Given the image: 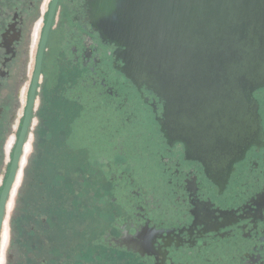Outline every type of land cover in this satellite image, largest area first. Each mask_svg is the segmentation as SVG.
Here are the masks:
<instances>
[{
	"label": "flooded vegetation",
	"instance_id": "1",
	"mask_svg": "<svg viewBox=\"0 0 264 264\" xmlns=\"http://www.w3.org/2000/svg\"><path fill=\"white\" fill-rule=\"evenodd\" d=\"M95 1L0 0V195L41 52L0 264H264V87L262 138L237 161L203 109L212 95H189L200 110L182 109L189 133L172 141Z\"/></svg>",
	"mask_w": 264,
	"mask_h": 264
},
{
	"label": "water",
	"instance_id": "2",
	"mask_svg": "<svg viewBox=\"0 0 264 264\" xmlns=\"http://www.w3.org/2000/svg\"><path fill=\"white\" fill-rule=\"evenodd\" d=\"M94 26L121 52L122 72L164 102L166 135L179 142L182 109L200 110L190 94L212 95L219 148L228 164L262 138L252 93L264 87V0H96ZM43 45V43H42ZM41 52L26 118L0 195V228L31 110ZM217 111V116H216ZM213 114V115H212Z\"/></svg>",
	"mask_w": 264,
	"mask_h": 264
}]
</instances>
